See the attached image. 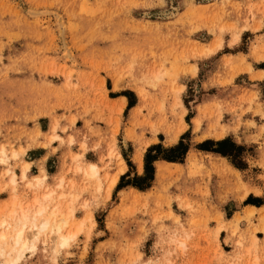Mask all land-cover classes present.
Listing matches in <instances>:
<instances>
[{
	"label": "rangeland",
	"instance_id": "rangeland-1",
	"mask_svg": "<svg viewBox=\"0 0 264 264\" xmlns=\"http://www.w3.org/2000/svg\"><path fill=\"white\" fill-rule=\"evenodd\" d=\"M263 57L264 0H0V264H264V208L206 207L211 182L264 205V125L252 143L227 134ZM184 133L182 163L156 160L149 188L116 190L150 145ZM224 138L242 169L196 147ZM20 204L44 207L37 227L56 209L66 224L24 228L15 258L3 251Z\"/></svg>",
	"mask_w": 264,
	"mask_h": 264
},
{
	"label": "crops",
	"instance_id": "crops-1",
	"mask_svg": "<svg viewBox=\"0 0 264 264\" xmlns=\"http://www.w3.org/2000/svg\"><path fill=\"white\" fill-rule=\"evenodd\" d=\"M250 60V59H249ZM250 68L251 70L249 72H243L244 78H246L248 83L245 85H237L240 86V89L237 90L238 95L236 96L233 105L236 107L235 114L240 115V126L237 130H233L231 127L232 122L231 119L234 118L233 115L228 116L227 118V126L229 132L227 134L233 136L234 138L237 137V140L243 142V143H252L253 137L256 134L258 127L264 125V90L260 87L262 83L264 84V57L263 58H253L250 60ZM263 64V65H262ZM253 92L256 94L254 95ZM255 110H258L255 112ZM198 116V113H195L193 118H191V129L194 131V124L192 120ZM183 121H184V115H183ZM252 121L254 125L248 126L247 122ZM226 124V123H225ZM189 126V125H187ZM207 128L206 123L201 124V128L199 132H204V130ZM209 155H214L209 154ZM208 155V156H209ZM209 161V159H208ZM210 162V161H209ZM210 164V163H209ZM215 165V164H214ZM217 165V164H216ZM215 177V174L213 175ZM215 182V180H214ZM184 193V190L182 191ZM186 194H191L189 192H186ZM209 194L210 197L207 199V205L206 207H209L210 205L214 206H220L223 203H226L227 201L233 202L235 206V210H233V213H242L245 211V209L249 207H255L256 209H262L264 208V205L256 206L253 204H246L242 205L243 199L239 200L237 199L238 193H232V191L227 192L224 187L220 186V183H215L209 186ZM255 195V194H254ZM191 197V196H190ZM197 198V197H196ZM197 200L202 201V197L197 198ZM221 200V202L219 201ZM253 209L249 212H253ZM226 218V217H225Z\"/></svg>",
	"mask_w": 264,
	"mask_h": 264
},
{
	"label": "trees",
	"instance_id": "trees-1",
	"mask_svg": "<svg viewBox=\"0 0 264 264\" xmlns=\"http://www.w3.org/2000/svg\"><path fill=\"white\" fill-rule=\"evenodd\" d=\"M133 105V101L129 99L128 107ZM184 133L179 141L169 147H163L160 143L150 145L143 158V173L141 175L135 174L131 179L126 177L128 174L121 176L119 183L116 186V190H119L125 186H133L139 190H145L151 186L154 179L156 160H166L170 162H180L184 161L185 155L189 150V143L186 141V135ZM197 149L211 151L222 156H226L230 159L232 165L242 169L243 163L239 162L240 150L243 148L241 145L236 144L230 138H224L221 140H204L203 142L196 145ZM127 165L132 166L129 158L124 156ZM238 159V160H237ZM245 204L261 205L263 202L259 198H254L251 195L244 201Z\"/></svg>",
	"mask_w": 264,
	"mask_h": 264
},
{
	"label": "bare ground",
	"instance_id": "bare-ground-1",
	"mask_svg": "<svg viewBox=\"0 0 264 264\" xmlns=\"http://www.w3.org/2000/svg\"><path fill=\"white\" fill-rule=\"evenodd\" d=\"M195 124L198 125V120H195ZM177 137H178V133L174 134L172 136V138H171V142L173 143L174 141H176ZM139 162H140V164L142 163L141 159H140ZM90 167H91L90 170H89L90 173L94 174L96 172L95 168H94V165H91ZM27 170H28V166L25 165L22 168V172H21V177L23 179L27 178ZM121 171H123V167L121 168ZM43 178H44V176H41V177L36 176L34 178V180L36 182H40L41 180H43ZM116 179H117V177L112 179L111 185H113L115 183ZM28 185H30V182H28ZM18 207H19V209H21V217H22V218L18 219V222H17L19 224V228H17V229L13 228V229H15V232L12 234V236L9 237L11 239V244L7 248L4 247V251H3V252H5V255H6V254H9L11 251H14L16 249L15 251L17 253L15 254L16 255L15 258H18L21 255L22 251L28 248V244H27L26 241H24V238H23V236H24V232H23L24 228L36 227L37 230H38V233L40 231H43L44 229H51L53 233H57L58 234L60 232V230H61V226L63 224H66V218L65 217L64 218L61 217L59 219H56V217H57V209H56V210L52 211L49 216L45 217V219H42L41 222L39 223V226L37 227L36 224H35V218L37 217V215L42 213L44 207L40 206L38 209L35 210V213H33V214L30 211L26 210V209L23 210L21 204L18 205ZM10 212L13 213V210H11ZM31 217H32V220H30ZM4 232H2L0 234V238L1 239H7L6 238V234ZM74 235H75V233H69V234H66V235H60V243L62 245H66L74 237ZM15 258H12V259H15ZM7 264H9V261L7 262ZM10 264H11V262H10Z\"/></svg>",
	"mask_w": 264,
	"mask_h": 264
}]
</instances>
